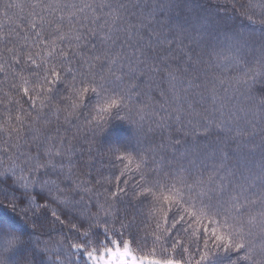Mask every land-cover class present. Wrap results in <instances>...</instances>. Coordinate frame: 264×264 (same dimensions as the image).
Instances as JSON below:
<instances>
[{
    "label": "snow or ice",
    "instance_id": "obj_1",
    "mask_svg": "<svg viewBox=\"0 0 264 264\" xmlns=\"http://www.w3.org/2000/svg\"><path fill=\"white\" fill-rule=\"evenodd\" d=\"M12 7L11 2L4 5L5 9ZM27 7L40 21L33 20L31 31L22 37L25 41L35 37L31 46L21 45L14 39L12 29L0 33V44L6 53L0 54V73L5 80L11 77L9 92L15 90L19 95L16 77L22 72L28 71L35 77L29 82L20 76L23 96L28 98L23 102L30 104L28 109L21 106L20 100L9 99V92L3 93L7 119L0 125V139L6 142L7 148L15 144L16 151L10 154L5 149L0 153L9 162L0 171V183L6 187L10 183L26 187L24 173H27V182L33 189L39 187L43 191L48 185L45 178L50 173L59 177L67 167L70 177L76 151L75 135L70 139L63 134L69 129L62 132L59 116L55 128L44 126L50 123V113L44 109L51 107L50 102L45 105L44 101L56 99L68 90L86 94L89 103L106 98L109 103L103 111L110 113L109 119L102 124L89 121L87 131L92 137L89 154L94 148L101 154L107 151L114 167L117 160L123 163L125 157L119 153H127V146L105 148L95 143L115 121L129 125L137 143L144 139L149 143L145 144L143 153L134 151L140 160L138 174L132 178V182H138L137 187L131 188L128 179L121 181L117 177L115 188L108 189L105 203L114 199L117 205L123 206L126 201L128 207L138 208L146 203L150 206V198L155 197L173 205L175 211L167 218L169 228L165 230L170 234L165 237L162 248L167 251L165 245L170 247L176 257L137 259L132 256L124 237L128 235L136 243L137 233L133 231L135 218H129L126 210L123 217L116 212L119 231L114 223L102 233L85 231L81 236L84 222L79 227L73 224L77 242L68 245L72 251L62 259L47 262L43 256L37 258L36 247L30 239L34 232H21L9 219H0V264H129V260L131 264H264V144L259 171L255 172L253 183L247 184L253 179L244 174V169L249 168L247 159L242 162L229 151L231 145L223 139L224 133L235 132L228 139L237 146L254 143L244 141L243 137L255 136L256 128L264 136V100L259 101L261 111L257 124V114L241 107L236 96L249 87L243 79L249 73L242 70L243 77L227 79L223 75L224 69L239 65L243 59L242 48L251 46L255 51L259 45L255 76L261 77L260 82L264 83V29L258 39L253 34L243 40L229 35L227 30L221 36L219 29L204 27L198 14L195 23L190 18L181 23L180 17L173 15L175 10L184 15L179 0L175 3L173 0H37ZM259 7L264 22V3ZM53 24L55 29L51 27ZM45 32L54 34L56 39L49 40ZM41 45L44 47L40 48ZM33 47L39 50L32 51ZM45 51L47 55L42 54ZM178 56L186 67L182 69L176 64L174 70L172 64ZM164 70L168 72L165 78L168 88H161L163 99L157 106L153 85ZM30 85L38 86L39 91L35 88L30 91ZM34 98H41L39 106ZM197 104L200 110L195 107ZM88 106L84 105L85 109ZM64 121L69 123L68 116ZM173 130L179 134L165 138L164 133ZM213 130L222 137L216 145L205 147L198 139H191L201 133L207 137ZM158 131L159 143H156ZM33 148L36 155L32 154ZM247 155L254 153L250 149ZM120 175L124 176V172ZM246 185L250 195L245 194ZM56 191L66 189L57 187ZM138 191L141 198L134 205L132 200ZM242 196L247 203L241 202ZM41 203L47 209L48 204L44 200ZM23 204V199L10 200L5 196L0 200V210L13 213L17 222L24 216L23 223H30L34 228L38 220L27 219V212L20 210ZM52 216L64 223L55 211ZM193 222L200 228L194 229ZM102 223L107 226L108 220ZM193 232L197 233L194 238ZM110 234L115 239H110ZM93 238L97 247L90 251ZM139 243L147 245L148 240L145 238ZM100 248L104 251L99 252ZM77 254L79 259L73 260L72 256Z\"/></svg>",
    "mask_w": 264,
    "mask_h": 264
},
{
    "label": "trees",
    "instance_id": "obj_2",
    "mask_svg": "<svg viewBox=\"0 0 264 264\" xmlns=\"http://www.w3.org/2000/svg\"><path fill=\"white\" fill-rule=\"evenodd\" d=\"M11 2L14 7L5 9L4 5ZM37 0H0V33H8L9 29H12L11 35L14 39L18 40L21 45L31 46L35 37H29L27 41L22 39L23 36H27L31 31V23L36 20L40 21L33 15H31V9L27 7L28 4L36 3ZM81 2V0H76ZM177 2V0H173ZM183 9L184 15L181 16L180 10H175L173 15L180 17L181 23L187 21L189 18L193 23L197 19V14L200 18V23L204 27L219 29L221 36L224 34V30H227L228 34L235 37H240L243 40H247L251 35H255L258 39L261 30L264 29V22L261 20V10L259 5L264 3V0H179ZM186 5V7H185ZM211 21V23H209ZM53 29L56 25H51ZM191 25H189L190 29ZM67 31V27L64 28ZM45 35L49 37V40H55L54 34L50 35L45 32ZM59 43V41H57ZM191 41H189V44ZM44 46L41 45L40 48ZM32 51H38V48H31ZM76 50V49H73ZM179 51V50H178ZM187 51V47H185ZM0 54H6L3 44H0ZM43 55H47V52H43ZM243 59L240 60L238 66H231L223 70L224 78L229 77H243V71L249 73L247 77H243L249 84L246 90H241L236 93L237 99L240 101V106L245 107L250 113L255 112L256 122L260 120V105L259 101L264 100V83H261V77L255 76L258 70L257 59L260 56L259 45H256L255 51L250 46L247 49L241 50ZM176 64H180V68H185L186 65L181 63L179 56L173 61L172 67L175 70ZM243 70V71H242ZM179 75V73H177ZM20 76L31 82L35 79L28 71L22 72L16 77L17 85L20 88L19 95L15 94V90L9 92L8 85L11 83V77L5 80L4 74L0 73V125L7 119L3 111V104L7 103L3 100V93L9 92V99L15 102L21 101V106L24 109H28L30 104L24 103L27 97L23 96L24 85L20 81ZM168 76L167 70L161 72L160 76L156 77V85H153V99L157 102V106L163 97L160 96L161 88L167 90L168 84L166 77ZM254 81V82H253ZM66 87H68L66 85ZM35 88L39 91L38 86L30 85V91ZM231 95V93H229ZM51 97V94H47ZM37 106L41 103V98H34ZM50 102L51 107H45L44 111L50 113V123L44 125L48 128H55L57 126L56 117L59 116L60 126L63 129L67 128L69 131L63 133L72 138L75 135L73 144L76 151L72 158V175L69 177V169H64V174L57 176L56 173H50L45 179L48 180L47 187L43 191L38 187L33 189V186L28 181V174L24 173L25 187L20 183H10L9 186H5L0 183V200H3L5 196L8 199L15 197L17 201L23 199L24 204L21 211L27 212V219L29 221L37 219L38 223L33 228L29 223L28 225L23 223L24 216H20V222H17L13 213L0 210V219H9L14 227L21 232H34L30 236L33 245L36 247L37 258L40 259L43 256L45 262L53 258L62 259L64 254L72 251L68 248L70 243H76L77 232L72 227L75 224L79 227L80 222H84L85 227L80 230L82 236L85 231L95 232L99 230L101 233L106 227L111 228L116 221V212L118 211L120 216L125 215L127 210L129 218L134 217L133 231L137 233V242L133 243L128 235H125L124 239L129 244L130 253H132L137 259L147 257L148 259H160L162 255H168L173 258L176 257V252L172 251L170 247L162 248L164 245L165 237L170 233L165 231L169 228V224L166 222L167 218L171 215L172 211H175V207L170 204H166L162 199L157 200L155 197L150 198V206L148 203L138 208L128 207L125 201L123 206L117 205L114 199L108 201L111 207L105 203V197L108 194L109 188H115L117 177L121 181L128 179L130 181V187L136 188L138 182H132V178L138 174L137 164L140 163L139 158L135 155V150L143 153L145 150V144L149 143V140L144 139L139 143L136 142L133 129L126 123L115 121L101 137H97L95 143H101L105 148L112 146H127L129 151L127 153L120 152L119 155L125 157L123 163L116 161L114 167L107 151L101 154L95 148L92 153L89 154V141L92 140L91 133L87 131L89 127V121L92 123H104L109 119L110 113L103 111L107 107L109 101L106 98L93 99L90 103L87 95L83 93H76L75 91L68 90L61 92L56 99L45 100V105ZM88 104V108L85 109L84 105ZM12 107L13 105H8ZM197 110H200V105H195ZM69 113L73 115L69 116ZM82 113V115H81ZM15 112L13 116H15ZM68 116L69 123H65L64 118ZM251 115L249 119H251ZM177 127H179L177 125ZM255 127V125H252ZM175 130L171 133L165 132V138L169 135H178ZM159 131L156 133V143H159ZM235 136V132H228L223 134V139L228 142L231 147L229 151L236 154L238 158L243 162L247 159L249 168L244 169L245 176H251L247 184H252L255 179V172L259 171V165L261 162V145L264 144V136L260 135V129L256 128L255 136L245 134L244 141H254V143L240 144L237 146L232 143L228 138ZM87 137V139H86ZM193 140H199V142L205 147L208 145H216L221 142L222 137L212 131L210 135L205 137L203 133L199 137H191ZM7 149L8 153L14 154L16 146L13 144L11 148H7V144L3 139H0V153ZM252 150L254 155L248 156L249 150ZM32 154L36 155L35 149H32ZM114 159V158H113ZM131 159V163H129ZM0 162L2 167L0 171L8 167V161L3 160V155L0 154ZM235 161H233V164ZM254 165V168H253ZM121 171L124 172V176H121ZM115 173V175H113ZM57 187L66 189L63 192H57ZM19 189V191H16ZM22 193H27L22 195ZM165 195L168 193L165 192ZM245 194L250 195L247 191V185L245 186ZM160 193H156L159 196ZM129 196H132L131 191ZM47 198V199H45ZM141 198V193L138 191L136 197L132 202L135 205L137 200ZM253 200L256 197H251ZM178 199V198H177ZM44 200L48 204L47 209H44V205L41 203ZM51 201L50 203L48 201ZM242 203H247L241 197ZM103 205V208L101 207ZM35 210V215L33 214ZM55 211L60 215L61 220L64 221L61 224L55 221V217L52 216V212ZM253 216L257 213H253ZM76 218V219H73ZM108 220L106 226L102 221ZM248 219L247 216L244 218ZM71 222V223H70ZM91 225V228H89ZM98 225V228H97ZM138 226V227H137ZM117 231H119V223H115ZM193 228L199 229L200 225L193 222ZM189 231H192L190 229ZM197 235L193 232V238ZM157 237L160 239L157 240ZM110 239H115L109 236ZM148 240L147 245L140 244L139 241L143 239ZM101 243L104 242L103 235L100 236ZM155 242V243H154ZM95 238L88 250H96ZM123 250V248H121ZM104 249L100 248L99 252H103ZM187 258V254H185ZM73 260H78L79 255L72 256Z\"/></svg>",
    "mask_w": 264,
    "mask_h": 264
},
{
    "label": "rangeland",
    "instance_id": "obj_3",
    "mask_svg": "<svg viewBox=\"0 0 264 264\" xmlns=\"http://www.w3.org/2000/svg\"><path fill=\"white\" fill-rule=\"evenodd\" d=\"M121 251H123V250H121ZM131 255L134 256L132 253H131ZM129 264H131V261L130 260H129Z\"/></svg>",
    "mask_w": 264,
    "mask_h": 264
}]
</instances>
